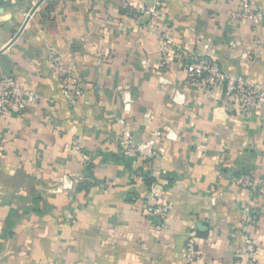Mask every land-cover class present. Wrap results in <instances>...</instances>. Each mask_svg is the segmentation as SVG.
I'll use <instances>...</instances> for the list:
<instances>
[{
    "label": "crops",
    "instance_id": "obj_1",
    "mask_svg": "<svg viewBox=\"0 0 264 264\" xmlns=\"http://www.w3.org/2000/svg\"><path fill=\"white\" fill-rule=\"evenodd\" d=\"M240 1L159 0L160 20L175 49L264 90V0H253L258 24L234 17ZM33 4L0 0V59L38 95L0 118V264H186L193 224L205 264H245V208L256 218L254 264H264V194L236 184L264 176V110L244 117L220 89L160 68L146 0H43L8 44ZM54 55L82 90L72 104L49 67ZM124 129L134 159L120 154ZM146 176L171 207L159 231Z\"/></svg>",
    "mask_w": 264,
    "mask_h": 264
},
{
    "label": "built area",
    "instance_id": "obj_2",
    "mask_svg": "<svg viewBox=\"0 0 264 264\" xmlns=\"http://www.w3.org/2000/svg\"><path fill=\"white\" fill-rule=\"evenodd\" d=\"M6 3H15L17 0H2ZM149 26L152 35L157 43L158 65L164 69L174 65L185 72V84H200L205 88L216 90L220 89L223 95L225 107L233 105L244 117L250 116L253 111L264 110V90L253 84L249 79L242 75L230 74L223 71L217 62L202 57L197 54L185 53L173 47L171 37L164 31L160 20L161 8L159 0H146ZM235 18L243 19L254 24H258L263 19L262 12L253 4V0H241L234 13ZM49 67L60 83V92L69 102L74 103L82 97V90L76 80L72 77L69 70L65 68L63 61L54 55L49 61ZM38 100L35 91L21 86L16 78L1 73L0 78V118L7 119L15 112L22 114L29 104ZM157 135L160 133L157 131ZM120 154L126 159H134L137 155L131 133L124 129L118 139ZM73 151L83 154V143L80 139L72 142ZM141 177L138 174L135 179ZM236 184L248 190L264 194V176L253 178L248 175H241L236 178ZM102 190L111 189L112 183L107 181L102 184ZM146 213L156 219L154 229L162 230L167 225L170 205L165 201L163 189L155 184L149 186L146 196ZM256 224V218L248 209H244L242 224L240 227L243 237V250L247 257L245 264H254L253 254L255 245L248 234L249 229ZM198 232L195 225H190L185 234L183 245L186 264H205L200 259L198 253Z\"/></svg>",
    "mask_w": 264,
    "mask_h": 264
},
{
    "label": "water",
    "instance_id": "obj_3",
    "mask_svg": "<svg viewBox=\"0 0 264 264\" xmlns=\"http://www.w3.org/2000/svg\"><path fill=\"white\" fill-rule=\"evenodd\" d=\"M41 1L43 0H37L33 6L30 8L27 16L25 17L24 21L22 22L20 28L18 29V31L15 33V35L12 37V39L10 40V42L8 44H11L22 32L23 28L25 27V25L27 24L30 16L34 13V11L36 10V8L38 7V5L41 3ZM2 51H0L1 54ZM0 66H1V70L5 75L11 76L12 74V68L13 66L9 63V61L2 57L0 59Z\"/></svg>",
    "mask_w": 264,
    "mask_h": 264
},
{
    "label": "rangeland",
    "instance_id": "obj_4",
    "mask_svg": "<svg viewBox=\"0 0 264 264\" xmlns=\"http://www.w3.org/2000/svg\"><path fill=\"white\" fill-rule=\"evenodd\" d=\"M4 5L8 6V7H14V6H19L20 4H28V6L32 5V3H35V0H17L15 3H6L4 1H2Z\"/></svg>",
    "mask_w": 264,
    "mask_h": 264
},
{
    "label": "trees",
    "instance_id": "obj_5",
    "mask_svg": "<svg viewBox=\"0 0 264 264\" xmlns=\"http://www.w3.org/2000/svg\"><path fill=\"white\" fill-rule=\"evenodd\" d=\"M145 178H146L145 182L147 183V185H150L151 183H153V179L151 177L146 176Z\"/></svg>",
    "mask_w": 264,
    "mask_h": 264
}]
</instances>
